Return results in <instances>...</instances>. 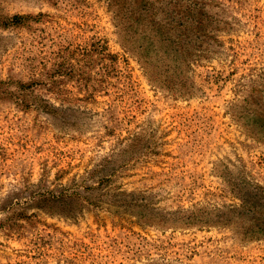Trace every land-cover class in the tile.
I'll return each instance as SVG.
<instances>
[{
    "label": "rangeland",
    "instance_id": "obj_1",
    "mask_svg": "<svg viewBox=\"0 0 264 264\" xmlns=\"http://www.w3.org/2000/svg\"><path fill=\"white\" fill-rule=\"evenodd\" d=\"M262 229L264 0H0V264H264Z\"/></svg>",
    "mask_w": 264,
    "mask_h": 264
},
{
    "label": "trees",
    "instance_id": "obj_2",
    "mask_svg": "<svg viewBox=\"0 0 264 264\" xmlns=\"http://www.w3.org/2000/svg\"><path fill=\"white\" fill-rule=\"evenodd\" d=\"M101 172L103 169L93 170L88 177L80 180L74 178L69 185L59 183L52 190L39 191L34 197L35 203L40 210L51 215L56 214L66 219L75 218L76 213L80 215L86 209L85 203L96 205L97 201L108 196V192L103 191L111 184L114 175H104ZM95 174L97 179L94 177ZM90 182L98 186H89Z\"/></svg>",
    "mask_w": 264,
    "mask_h": 264
}]
</instances>
